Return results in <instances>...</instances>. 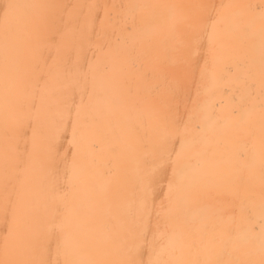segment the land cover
<instances>
[{"label": "bare ground", "instance_id": "1", "mask_svg": "<svg viewBox=\"0 0 264 264\" xmlns=\"http://www.w3.org/2000/svg\"><path fill=\"white\" fill-rule=\"evenodd\" d=\"M0 264H264V0H0Z\"/></svg>", "mask_w": 264, "mask_h": 264}]
</instances>
